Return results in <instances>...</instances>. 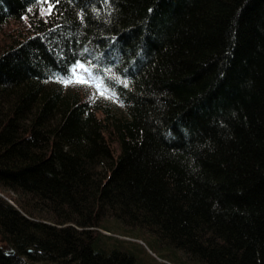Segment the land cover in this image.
Masks as SVG:
<instances>
[{
    "label": "trees",
    "instance_id": "trees-1",
    "mask_svg": "<svg viewBox=\"0 0 264 264\" xmlns=\"http://www.w3.org/2000/svg\"><path fill=\"white\" fill-rule=\"evenodd\" d=\"M155 259L264 264V0H0V264Z\"/></svg>",
    "mask_w": 264,
    "mask_h": 264
},
{
    "label": "snow or ice",
    "instance_id": "snow-or-ice-1",
    "mask_svg": "<svg viewBox=\"0 0 264 264\" xmlns=\"http://www.w3.org/2000/svg\"><path fill=\"white\" fill-rule=\"evenodd\" d=\"M50 11H51V6L49 8V12ZM82 67L83 66L80 65V64H77L76 65V69H79V68H82ZM57 82L64 83L65 85H69V84L74 83V82H77V83L83 82V78L82 77H77L76 76V71L74 70L73 73H72V75L69 76L67 79H58ZM125 86H127L126 82H125ZM96 87H97L98 92L101 95H104L105 94L106 89H103L102 88L100 82H97Z\"/></svg>",
    "mask_w": 264,
    "mask_h": 264
},
{
    "label": "rangeland",
    "instance_id": "rangeland-1",
    "mask_svg": "<svg viewBox=\"0 0 264 264\" xmlns=\"http://www.w3.org/2000/svg\"><path fill=\"white\" fill-rule=\"evenodd\" d=\"M14 26L13 24L10 25V27ZM76 71V76L77 77H82L83 78V82H80V83H90V77H89V74L86 70H84L83 68H79V69H75ZM77 83V82H75ZM91 93L92 95H94L95 93V90L92 88L91 89ZM140 243V242H139ZM145 250H147L145 247H144ZM156 261H158L157 263H160V264H168L166 262H161L160 260L158 259H155Z\"/></svg>",
    "mask_w": 264,
    "mask_h": 264
}]
</instances>
